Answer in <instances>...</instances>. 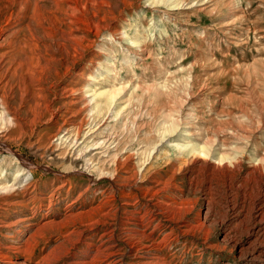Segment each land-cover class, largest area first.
Instances as JSON below:
<instances>
[{
  "label": "rangeland",
  "instance_id": "rangeland-1",
  "mask_svg": "<svg viewBox=\"0 0 264 264\" xmlns=\"http://www.w3.org/2000/svg\"><path fill=\"white\" fill-rule=\"evenodd\" d=\"M97 10L103 15L96 28L80 24L86 36L69 71L60 69L48 82L51 90L54 85L78 90L86 98L82 106L96 109L77 121L65 117L77 126L57 137V125L47 118L21 128L0 120V183L11 184L21 171L17 188L26 190L23 197L17 196L22 189L0 195V250L20 246L37 232L30 239L31 264H72L90 260L111 237L126 264L130 242L122 234L123 209H132L124 204L131 198L135 207L150 210L156 202L168 203L160 219L174 228V241L164 252L169 264H248L221 242L223 231L215 222L196 223L205 203L217 215L229 198L226 179L204 169L206 161L217 165L216 158L194 160L181 153L187 142L206 143L214 153L233 157L229 168L237 177L264 159V0H111L98 3ZM110 92L117 95L108 109ZM176 117V131L160 139L163 122ZM124 159L134 164L123 180L117 166ZM156 177L166 179L162 192L144 195ZM179 217L192 229L179 230ZM8 256L23 255L11 251L2 261Z\"/></svg>",
  "mask_w": 264,
  "mask_h": 264
},
{
  "label": "bare ground",
  "instance_id": "bare-ground-1",
  "mask_svg": "<svg viewBox=\"0 0 264 264\" xmlns=\"http://www.w3.org/2000/svg\"><path fill=\"white\" fill-rule=\"evenodd\" d=\"M98 3L108 5L111 3V0H1V2H0V4H1L0 5V120L11 121L17 127L21 128L22 126L32 124L34 122H46V118H47V124H51V125H55V126L57 125V128L55 130V135H53L54 137H57L58 135H60V133L62 131L68 130L69 127L77 126L76 124L73 123V120L70 124H68L67 121L64 120L65 117L75 118L77 121V118L82 117V114L84 112H87L88 109H90L89 111H91V112L96 109V107L88 108L87 106H82L83 102H86V98H81L82 96L79 97L77 95V93L79 92L78 90L73 89V88H67L64 86H59V85H54L53 89L51 90V87L48 88V82L52 79V77L55 74L58 73V71L60 69L64 70L66 73L71 68L70 59L74 57L75 53H77L79 46H80V42L86 36L84 34V31L81 30L80 24L81 25L86 24L87 28L90 27V29L92 27L96 28L98 22L100 21L99 15H103V12H101L98 15V10H97ZM104 13H106V12H104ZM107 13H109V11H107ZM81 17H83V18H81ZM99 25H101V24H99ZM75 88H77V87L75 86ZM81 95H83V93ZM116 95H117L116 92L105 93V96L107 99L106 101H107L108 109L110 108V105L113 103ZM94 97H95V95H93V98ZM93 98H91V100ZM91 100H87V102H90ZM95 113L97 114L98 112L96 111ZM170 119L165 120L163 122L162 127L160 128V131L157 132L160 139H163L166 136L171 135L172 133H174L176 131V128L178 126L177 122H178L179 118L177 119V117H176V118H173L171 120ZM59 121H62V123H59ZM1 134H2V132H1ZM6 139H8L7 136H6ZM77 142L75 144H77ZM191 142H187V143L182 145V147H185L188 150L185 153L182 152L181 154L186 155V156H190L193 159L195 157H202L204 159L205 158L206 159L207 158H211V159L216 158L217 165L210 164L206 161L204 164V169L209 170V172H211V173H215V171H216L217 175L219 174V176L221 175L222 178L226 179V181L224 179H222V180L225 181L224 183H227V186H226L227 190H228L227 195L229 197L228 199H226V202L223 206L224 207L223 211L221 212V210H222L221 209L220 213L218 211L219 214H217V215L213 211L212 207L209 205V201L207 203H205L204 212L199 217V219L196 223H198V224H204V223L211 224V223H213L214 224V222H215L223 231L221 242L226 244V246H229L231 250H233L234 252H236L239 255V257H244L247 260L248 264H264V175H263L264 167L261 165L262 163H264V159L262 158V160H259V161H258V159L255 160V161H257V165L255 167H251L250 170L246 171L244 176L242 175V177H240V176L237 177L238 174L233 175V170L231 168H229V166L232 163L233 157H230L229 154H225V153H222L220 151H218L217 153H214L212 151L213 146H206V143H203L200 145V144H192ZM205 142H207L206 139H205ZM34 150L36 151V149H34ZM178 150H179V148H178ZM180 156L181 155H179V158H180ZM261 156H263V155H261ZM18 159H20L18 161L23 163V161L20 157H18ZM234 160H236V159H234ZM129 162L125 160V162L120 163L119 166H117L118 170L123 171V176L122 175L119 176L123 180L126 179V177H127L126 175L131 174L130 172L132 171V169L130 167L134 163L132 162V164H130ZM23 164L25 165V163H23ZM201 164H203V163H201ZM28 165H29V163H28ZM26 166H24V167H26ZM139 170H140V168H139ZM234 173H236V172H234ZM22 174L23 173L21 171H17L15 173V177L13 178V181L11 184L8 183L9 181L8 182L7 181L1 182L0 183V195L5 197L6 195L11 194L12 192H14L16 190L22 189L25 185L22 188H17V184L19 182L16 183V179L18 177H20ZM27 174H28V172H27ZM138 174H139V172H138ZM169 177H168V179H169ZM219 178L217 180H219ZM136 179H138V178H136ZM203 179H201V180H203ZM212 179H215V178H212ZM165 183H166V179L161 180L160 178H157V177L154 178L151 182L152 186L144 189V191H145L144 195H146V193H151L154 196L155 193H158L159 191L163 190ZM211 183H212V181H211ZM208 184H210V183H208ZM112 185H114V183H112ZM191 185H193V184H191ZM18 186H19V184H18ZM175 186H177V185H175ZM165 187H167V186H165ZM139 190L142 191L143 189L139 188L138 191ZM215 190H216V188H215ZM211 191L212 190H210V192ZM128 192H130V190ZM224 193H225V191H224ZM25 194H26V190L22 189V190H20V192H18L17 196L23 197ZM223 195H225V194H223ZM172 196L174 197V195H172ZM120 197H122V196H120ZM135 198H137V197H135ZM14 199H16V198H14ZM118 199H119V197H118ZM129 199L130 200H126V202L124 204L126 206H133V207H131L132 209L130 210V208H128V207H125L124 209L122 208L124 214L127 215L126 220H124L125 223L123 225L122 234H123L124 239L127 240L128 242H130V244H128V251H129L128 252L129 253L128 261H127V263L126 262L125 263L126 264H169L170 263L169 258H168V256H166L164 254V252L170 247V245L174 241V238H173V235H174L173 229L174 228L173 227L172 228L167 227L166 225H164L162 223V221L160 219V216L167 214L168 203L156 202V203H154V206H153L154 210H150L149 208L142 206L143 204L138 208L135 207L136 204L132 201L131 198H129ZM4 201H3V203H4ZM187 201H189V200H187ZM8 202H9V200H8ZM177 202H175V204ZM212 202H213V200H212ZM151 203H153V202H151ZM9 204H13V203H9ZM29 205H31V204H29ZM96 205H98V204H96ZM108 205H110V204H108ZM170 205L171 204L169 203V207L171 208L172 206H170ZM101 206H103V205H101ZM112 209H114V208L112 207ZM175 209L176 208H174L173 210H175ZM91 210L92 209H90V211ZM170 210L171 209H169V211ZM173 210H172V212H173ZM100 212H102V211H100ZM177 212H178V210H177ZM11 213H12V211H11ZM117 214H115V215H117ZM173 214H175V213H173ZM91 215H93V214H91ZM115 215H113V216H115ZM65 216H67V215H65ZM103 216H104V214H103ZM64 218H66V217H64ZM24 220H26V219H21L20 221H24ZM166 220H168V219H166ZM172 220H173V217H172ZM177 220L182 221V218L179 217ZM94 221H96V220H94ZM13 222H14V220H13ZM48 222H50V221H48ZM97 222H98V220H97ZM9 223H10V221H9ZM44 223H46V225L48 224L47 226H49V223H47V222H44ZM73 225H75V224L73 223ZM59 226H60V224H59ZM177 227L179 230L182 228L184 231H187L189 229H192L193 225L187 221H185V222L182 221V222H180V225ZM109 231H107V232H109ZM178 232H180V231H178ZM35 234H37V232H35L34 234L32 233V235L27 237V239L25 238L26 239L25 243H23L22 245L20 244V246H14V247L8 246L6 248L4 247L5 252L0 250V264H31L32 257H31L30 249H32V248L30 245V239H33L35 237ZM113 236H112V238H113ZM110 238L111 237H109V239L107 241H105V245L103 246V248L101 247L102 249L96 248V250L94 251V254L90 260H88V259L86 261H84V260H81V261L72 260V261H75L72 264H121L122 259H120V255H119L120 249L116 244H114V242L110 241ZM243 238L246 239L245 242L242 241ZM210 245H212V244H210ZM206 246H207V244H206ZM212 246L214 247V244ZM58 247H60V245ZM11 251L16 252L17 254L21 253L23 255L22 258L21 259H18V258L13 259V258H9V256H8L7 258H5V261H2L3 260L2 258H4V256L10 254ZM45 255L47 256V254H45ZM41 259H42V257H41ZM47 260H49V259H47ZM55 260H52V261H55Z\"/></svg>",
  "mask_w": 264,
  "mask_h": 264
}]
</instances>
